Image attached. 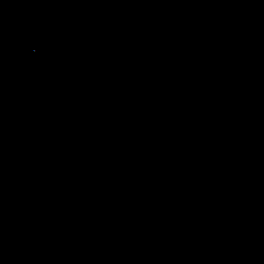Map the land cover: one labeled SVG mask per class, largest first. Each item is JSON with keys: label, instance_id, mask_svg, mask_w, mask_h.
Listing matches in <instances>:
<instances>
[{"label": "water", "instance_id": "95a60500", "mask_svg": "<svg viewBox=\"0 0 264 264\" xmlns=\"http://www.w3.org/2000/svg\"><path fill=\"white\" fill-rule=\"evenodd\" d=\"M0 264H264V0H0Z\"/></svg>", "mask_w": 264, "mask_h": 264}]
</instances>
